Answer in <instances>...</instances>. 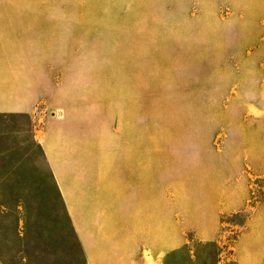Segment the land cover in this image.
Here are the masks:
<instances>
[{
    "label": "rangeland",
    "instance_id": "1",
    "mask_svg": "<svg viewBox=\"0 0 264 264\" xmlns=\"http://www.w3.org/2000/svg\"><path fill=\"white\" fill-rule=\"evenodd\" d=\"M0 264H264V0H0Z\"/></svg>",
    "mask_w": 264,
    "mask_h": 264
},
{
    "label": "crops",
    "instance_id": "2",
    "mask_svg": "<svg viewBox=\"0 0 264 264\" xmlns=\"http://www.w3.org/2000/svg\"><path fill=\"white\" fill-rule=\"evenodd\" d=\"M67 105H68V109H67V121H66L67 123L65 124V126L66 127H70V125L73 122L75 113L77 111H79L82 108V106L81 105H78V104H75L73 102H68ZM50 143H51V145L53 147H56L57 146V142L55 140H50ZM94 260H97V258L94 257L92 261H94Z\"/></svg>",
    "mask_w": 264,
    "mask_h": 264
}]
</instances>
